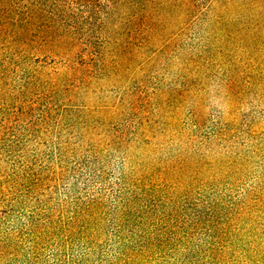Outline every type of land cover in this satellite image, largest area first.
<instances>
[{"label": "trees", "instance_id": "obj_1", "mask_svg": "<svg viewBox=\"0 0 264 264\" xmlns=\"http://www.w3.org/2000/svg\"><path fill=\"white\" fill-rule=\"evenodd\" d=\"M0 264H264V0H0Z\"/></svg>", "mask_w": 264, "mask_h": 264}]
</instances>
